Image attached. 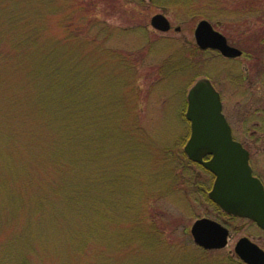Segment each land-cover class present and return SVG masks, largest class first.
Listing matches in <instances>:
<instances>
[{
  "label": "rangeland",
  "instance_id": "1",
  "mask_svg": "<svg viewBox=\"0 0 264 264\" xmlns=\"http://www.w3.org/2000/svg\"><path fill=\"white\" fill-rule=\"evenodd\" d=\"M79 1L90 6L78 9ZM154 1L155 6L150 0H54L61 11L53 16L55 28L67 13L84 19L90 9L93 22L84 35L96 36V46L121 65L116 76L97 74V83L90 80L85 92L69 84L71 98L79 99L74 110L82 102L86 115L98 116L102 104L113 101L118 113H133L136 120L130 118L135 124L129 135L123 121L117 124L123 132L111 138L100 134L103 126L99 131L87 126L99 135L94 140L87 133L78 160L84 162L79 180L86 205H73L66 170L47 164V174L37 164L52 158L40 145L47 136L48 142L64 136L59 125L67 109L58 116L57 108L48 109L49 124L44 117L35 121L42 114L32 106L37 98L24 91V77L5 81L0 75V111L7 105L6 119H0V264H242L235 253L241 237L264 248V229L219 209L208 196L212 175L183 153L190 136L187 93L205 76L221 92L234 136L250 150L255 173L264 180V53L258 61L225 57L199 48L194 36L197 23L208 19L230 44L249 48L258 35L264 39V0H218L211 6L199 0L192 9L183 2ZM67 3L69 10L62 8ZM0 4L26 13L17 0ZM18 7L21 13L14 12ZM158 12L168 16L170 30L151 26ZM207 13L213 19L203 16ZM23 114L30 116L27 124ZM74 150L63 149L68 157ZM204 216L230 228L224 248L205 250L194 242L191 225Z\"/></svg>",
  "mask_w": 264,
  "mask_h": 264
},
{
  "label": "trees",
  "instance_id": "2",
  "mask_svg": "<svg viewBox=\"0 0 264 264\" xmlns=\"http://www.w3.org/2000/svg\"><path fill=\"white\" fill-rule=\"evenodd\" d=\"M17 1L24 4V11L26 12L24 15L11 13L10 10L5 8V5L0 4V75L5 81L10 76L16 77L18 75L22 78L24 77L26 83L24 91L27 96L37 98V103L32 104V106L39 108V112L42 114L35 121L40 117H44L50 108H57L56 116L67 109V114L65 113L66 115L63 116L59 125L64 136H53V139L49 142L48 136L45 138L46 143H42L40 146L43 147V150L44 148L49 149V154L52 155V158L46 163L37 162V164L42 165L44 170L47 164H50L53 170L60 168L66 170L68 172L66 177H69V188L74 193L73 205L80 207L86 205V202L80 201L83 196H86V187H83L85 189L83 193L79 179H84L82 167L84 162L81 163L78 160L79 158L83 160L85 136H87L88 132H91L87 131V126L94 127L93 129L98 127L97 131L103 126V132L100 134L106 138H111L113 132H123L117 124H121L124 121L123 125L129 135L131 128L135 124L130 118L135 120V115L133 113H120V111L118 113L113 101L102 104V114L98 116L96 114L86 115L82 108V102H79L78 109L74 110L73 102L79 99L78 97L71 98L73 96L72 92L69 91V84L85 92L87 83L90 80L97 83V80L95 81L97 74H101V77L106 74H115L116 76L117 66L121 67V65L119 64V59H113L108 50L105 52V50L96 46H99L96 36L88 38L84 35V28L93 22L88 16L90 9H87V18L84 19H78L79 16L72 17V15L67 13L60 21L61 26L59 27L58 25V28H55L53 16L59 15L61 11L55 10L56 3L54 0H46L44 2L43 0ZM198 1L170 0V3L175 2L173 4L181 6V2H183L184 6L192 9L196 7L199 3ZM217 1L208 0V4L211 6L216 4ZM154 2V0H150L152 6H155ZM77 4L79 5L77 8L83 11L86 9L81 6H90L84 1L75 3V6ZM3 8L5 9L3 10ZM62 8L69 10L70 3H67ZM14 12L21 13L20 7L16 8ZM203 16L212 18L210 13ZM262 37V35H258L253 41L254 44L244 49L247 57L256 61H258V58L260 59L259 55L261 56L264 53V39ZM120 72L122 71L118 70V73ZM4 75H7V77H3ZM113 83L108 84L112 85ZM13 98L14 96L9 101L11 102ZM13 105L10 108L15 113H18L16 106ZM6 109L7 105L0 111V119L2 121L6 119ZM25 112L29 113V108L28 112L27 110ZM120 115L123 117H120ZM20 117L26 120V124L30 119V116L26 114ZM43 120L47 123L45 117ZM97 135L99 133L96 131L91 132L94 140H96ZM32 136L36 137L37 134L33 133ZM10 138L12 139V137ZM66 145L77 149L69 157L63 151ZM183 153L186 156L185 152ZM55 154L56 156L54 157ZM56 157H58L59 161H56ZM203 169L212 175L208 169ZM45 171L48 174L51 170L46 168ZM76 209L72 210V212L75 213Z\"/></svg>",
  "mask_w": 264,
  "mask_h": 264
},
{
  "label": "water",
  "instance_id": "3",
  "mask_svg": "<svg viewBox=\"0 0 264 264\" xmlns=\"http://www.w3.org/2000/svg\"><path fill=\"white\" fill-rule=\"evenodd\" d=\"M150 24L163 32L172 28L163 12L153 14ZM194 36L201 49H216L226 57L243 54L208 19L197 23ZM185 115L191 133L184 150L215 175L209 197L225 213L248 217L264 229V184L253 174L249 150L235 139L223 112L221 94L209 78H199L188 90ZM191 234L200 247L220 249L228 244L230 232L221 222L201 217L192 223ZM235 253L247 264H264V249L247 236L236 242Z\"/></svg>",
  "mask_w": 264,
  "mask_h": 264
},
{
  "label": "flooded vegetation",
  "instance_id": "4",
  "mask_svg": "<svg viewBox=\"0 0 264 264\" xmlns=\"http://www.w3.org/2000/svg\"><path fill=\"white\" fill-rule=\"evenodd\" d=\"M253 167V166H252ZM253 170H254V168H253ZM254 173H255V170H254ZM256 174V173H255ZM257 175V174H256ZM260 177V176H259ZM261 178V177H260ZM262 179V178H261ZM262 181L264 182V180L262 179Z\"/></svg>",
  "mask_w": 264,
  "mask_h": 264
}]
</instances>
